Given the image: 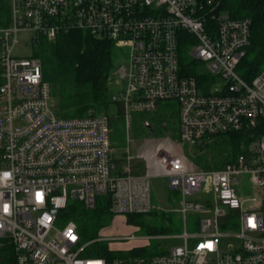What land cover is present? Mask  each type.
Returning a JSON list of instances; mask_svg holds the SVG:
<instances>
[{"label":"built area","instance_id":"2783aa9c","mask_svg":"<svg viewBox=\"0 0 264 264\" xmlns=\"http://www.w3.org/2000/svg\"><path fill=\"white\" fill-rule=\"evenodd\" d=\"M221 3L0 0V264L7 250L14 264H264V66L250 81L239 75L251 20L230 17ZM71 30L126 52L110 80L127 132L123 159L115 158L109 116L94 109L82 117L58 114L42 60L33 56L42 38L53 41ZM22 33L29 34L25 45ZM182 33L193 39L187 54L206 71L188 73ZM23 48L33 51L29 57L15 53ZM175 105L177 141L166 136V120L160 138L139 145L129 138L134 113ZM234 134L242 150L220 168L203 169L184 151L185 143L202 147L205 139ZM161 178L181 192L175 211L185 222L188 214L210 212L197 220L199 232L185 231L184 244L162 253L85 257L93 241L83 242L76 221L65 220L68 206L92 210L106 195L114 216L147 214L156 208L152 180ZM103 229L94 241L137 237L107 236Z\"/></svg>","mask_w":264,"mask_h":264},{"label":"trees","instance_id":"16d2710c","mask_svg":"<svg viewBox=\"0 0 264 264\" xmlns=\"http://www.w3.org/2000/svg\"><path fill=\"white\" fill-rule=\"evenodd\" d=\"M221 9L232 18L248 17L251 20V42L246 56L237 67L239 75L245 81H250L264 66V0H222ZM182 37L183 63L188 66V73L193 75L196 61L187 54L186 43L193 39L187 33H182ZM39 43L33 56L42 60V73L52 88L58 114L65 118L82 117L89 109L104 113L110 119L111 141L113 145L118 143L125 133L124 119L120 108L112 104L109 82L122 51L113 42L96 39L84 30H71L53 41L42 38ZM240 137L234 134L223 143L230 144L233 153H238L242 150ZM68 207L63 214L65 220L76 221L83 242L93 241L84 250L85 257H106L110 260L118 256L156 253L144 246L133 247L129 252L116 251L107 241H94L99 237V232L113 221L108 199L100 201L92 210L78 202H72ZM139 216L141 214L127 215V224L138 226L136 218ZM154 231V228H148V233ZM5 253L8 254L3 255L1 263L14 264L10 250Z\"/></svg>","mask_w":264,"mask_h":264},{"label":"rangeland","instance_id":"374dc122","mask_svg":"<svg viewBox=\"0 0 264 264\" xmlns=\"http://www.w3.org/2000/svg\"><path fill=\"white\" fill-rule=\"evenodd\" d=\"M29 34L22 33L20 35V43H27ZM25 41V42H24ZM15 52L18 56L29 57L33 51H23ZM30 50V49H29ZM124 58L118 59L116 65L121 61L127 60L126 52H122ZM196 71H206L205 65H202L201 62H198L194 65ZM110 86V82H109ZM112 88V86H110ZM177 109L178 106L174 107H165L160 106L157 112H144V113H134V117L130 126L129 138H133L135 144H140L146 139L150 138H160L163 133V130L160 126L161 120H166L170 127L171 131L166 133L172 141L178 140V125H177ZM146 120H149L153 124L159 133L158 135L153 134L148 130L144 124ZM112 134V132H111ZM111 137V135H110ZM225 139L223 137H218L214 139H205L202 147L193 146L189 144H184V151L189 158H192L193 161L203 169H216L222 167L225 163L231 162L235 155L230 144L223 143ZM223 144V146H222ZM111 145L116 148L115 158L123 159L128 151L127 143V132L123 134L121 140L118 143ZM131 153L135 154V150L132 146ZM249 176H245L244 179L247 180ZM166 179H153L152 180V203L155 205V209L147 214H141L137 217L138 226L127 224L126 217L127 215L118 214L113 217V221L108 223L101 232L107 236H117L118 235H136L137 237L130 241H113L110 242L109 246L113 250L129 251L133 247L144 246L147 249L153 250L156 253H162L163 250H169L173 246H178L184 244V239L179 237V235L188 232L189 234L198 233L199 226L197 223L198 219H205L210 216V212L207 213H192L187 215V220L183 218L182 214L176 212L175 210L180 207V200L182 194L179 190L168 189L166 185ZM102 200H107L106 195H102L99 198V202ZM98 202V203H99ZM154 228L153 233H148V228ZM148 236H151L148 238ZM189 244H192V240L189 241Z\"/></svg>","mask_w":264,"mask_h":264},{"label":"snow or ice","instance_id":"6c2138e0","mask_svg":"<svg viewBox=\"0 0 264 264\" xmlns=\"http://www.w3.org/2000/svg\"><path fill=\"white\" fill-rule=\"evenodd\" d=\"M37 199H38V200H42V194H41V193H37ZM5 210H6V207H5ZM69 235H70V237H71L73 240L75 239V237L72 236V233H71V232L69 233ZM202 247H209V248H211V244L203 245Z\"/></svg>","mask_w":264,"mask_h":264},{"label":"water","instance_id":"95a60500","mask_svg":"<svg viewBox=\"0 0 264 264\" xmlns=\"http://www.w3.org/2000/svg\"><path fill=\"white\" fill-rule=\"evenodd\" d=\"M145 126H146V127L152 132V133L155 132V130L152 129L151 125H150L148 122L145 123Z\"/></svg>","mask_w":264,"mask_h":264},{"label":"clouds","instance_id":"9594fccd","mask_svg":"<svg viewBox=\"0 0 264 264\" xmlns=\"http://www.w3.org/2000/svg\"><path fill=\"white\" fill-rule=\"evenodd\" d=\"M3 175V177L5 178V179H7V178H9V174L8 173H4V174H2ZM8 209H7V207H6V210L5 211H7ZM71 231H69L67 234L69 235V233H70ZM70 236V235H69Z\"/></svg>","mask_w":264,"mask_h":264}]
</instances>
